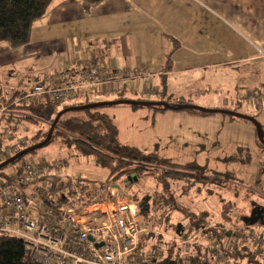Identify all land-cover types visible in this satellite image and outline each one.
Instances as JSON below:
<instances>
[{
  "label": "crops",
  "instance_id": "obj_1",
  "mask_svg": "<svg viewBox=\"0 0 264 264\" xmlns=\"http://www.w3.org/2000/svg\"><path fill=\"white\" fill-rule=\"evenodd\" d=\"M53 4L47 16L33 23L36 30L47 23L49 26L37 39L52 40V32L57 29L52 31L50 26L62 25L59 34L66 25L80 23L81 27L88 21L87 15L91 17V24L106 31L99 32L100 40L113 39L108 29L119 30L122 39L110 41L99 50L100 54L80 55L79 31L73 29L74 35L68 31L70 36L64 37L66 28L57 39L62 44L65 40L63 50L57 53L63 54L64 71L45 76L32 69L19 72L9 69L0 77L3 94L14 93L25 78L35 81L51 78L56 83L74 79L90 61L107 78L103 91L96 86L84 91L90 92V97L100 92L103 97L122 93L130 98L163 100L165 95L172 94L192 101L206 89L218 87L226 78L235 89H258L264 85L260 79L264 64V0H102L88 12L83 10L81 0H54ZM142 28L144 33H155L153 48L151 39L148 41L146 36L140 39L133 33ZM60 44L47 45L46 55L52 57L53 49ZM173 45L176 47L171 53V67L164 69L165 53ZM9 49L6 42H0V62L11 54ZM14 75L19 79H14ZM163 88L165 94L161 91ZM252 95L256 99L259 96ZM242 98L241 93L234 92L232 97H222L220 103L229 107L241 104ZM192 115L186 117H198ZM115 124L121 142L136 146L130 142V133L123 137L118 123Z\"/></svg>",
  "mask_w": 264,
  "mask_h": 264
},
{
  "label": "rangeland",
  "instance_id": "obj_2",
  "mask_svg": "<svg viewBox=\"0 0 264 264\" xmlns=\"http://www.w3.org/2000/svg\"><path fill=\"white\" fill-rule=\"evenodd\" d=\"M53 3L54 0H52L49 5L47 12L53 7ZM47 12L43 17L47 16ZM85 20L88 21L81 27L78 26L80 23L64 26L63 33L65 29H67L64 34L62 33L64 37H68L70 36L68 35L70 34L69 32L74 35L75 32H73V29L79 31L80 34L78 36L81 45L80 55H88V53L100 54L99 50L110 41L122 39V33L119 30L108 29L109 35L114 36L113 39L108 38L109 40H100L97 35L99 32H103L104 34L106 31H100L98 27L91 24L90 15H87ZM33 23L30 29L29 41L25 44L12 47L8 42L2 41L6 42L8 48H10L9 50H11V54L1 59L0 77L1 75L5 76L9 69H14L17 72L32 69V71L44 73L45 76L60 74L64 71L63 54H57L63 50V45H65V40L63 44L60 40H57L62 35L58 32L59 29L62 28V25H56V28L50 26V30L55 31V29H57V31L55 33L52 32V40L42 41L37 39V37L39 38L40 33L44 35L47 32L49 28L48 23L43 28L37 30ZM144 30L145 28H142L139 32L133 31V33L140 39L144 36H146L145 39H148V41L151 39L149 43L153 48V37L155 33H144ZM46 42L50 47L57 46L61 43L58 48L53 49L54 55L52 57L46 55L48 54ZM261 70L260 79L264 81V64ZM229 81L231 80L226 78L220 82L218 87L206 89L199 97L195 96L192 100L193 104L202 108H231L233 111L251 116L262 125V137L264 139V85H262V88L258 89L239 88V90L235 89L231 84L232 82ZM234 92L241 93L243 96V98L240 99L241 104L236 103L229 107L223 106V104L220 103V99L222 97H232ZM254 93L259 95L257 99L253 97L252 94ZM1 95H3V92H0V96ZM108 97L111 98L114 97V95ZM92 98L95 97L92 96ZM127 98H130V96ZM100 109L110 114L114 121L118 123L123 137H127L130 133V142H133L140 149H156L159 156L169 158L177 163L195 161L197 164L205 167V173L210 172L211 169L230 171L238 177L239 182H242V184L247 186V188L254 193L251 198L256 201L255 203L264 204V147L256 134L254 124L250 120L243 117L230 116L222 112L201 114L185 109L158 110L148 105L133 106L132 104L122 102L104 105L100 107ZM192 114L198 117H186L193 116ZM34 116L39 119V123L36 124L23 119L21 122H18L20 131L28 135L35 133L38 126L47 123L45 120L49 117V115L39 114H35ZM121 139L122 138H120V141H122ZM24 156L28 159L44 161L66 158L68 166L64 170L65 173L91 181L103 182L109 176L108 170L95 163L92 157L82 156L73 149H66L58 146L55 142L36 148L34 151L24 154ZM8 167L9 164L3 166L0 168V172L5 171ZM110 178H112L110 179L112 183L119 186L121 193L126 191L130 193V191L138 188V186L144 184V182H146L148 186L151 184L150 181L147 182L133 174L131 179L137 181L134 182L130 189L126 181L130 180V176L112 175ZM175 189L178 202L182 206L189 207L196 212L203 210L207 213V220H205L206 222L204 223L206 227L214 223H220L222 224L221 226L225 228L239 225L237 219H239L240 214L236 209L241 204L234 201L230 193L219 190L217 193L209 194L202 199L204 191L197 192L199 190L198 188H183L180 184H177L175 185ZM145 190L148 191V195L153 191L151 187L145 188ZM155 194L158 193L156 192ZM144 196V194L140 196L139 202L143 200ZM155 209L156 210L153 211L154 217L150 222L157 226L164 210L161 208ZM246 210L247 208L244 207L241 211ZM171 218L172 223L181 220L179 212L173 213ZM162 228H165V224H163ZM172 230L171 226L166 228L165 234L167 238H173ZM257 231L264 233V226H260L258 223L253 224L250 226V229H247L245 234L252 232L253 235L258 236V233L256 234ZM228 232H230V230L227 231V235L229 236L230 233L228 234ZM238 234L242 235L243 233L237 232V234L233 236V239L234 242L239 243L240 240L237 239ZM262 239L263 237L257 242H254L251 238L249 240L245 239L243 243L251 244L254 251L258 253L260 251L258 246L262 242ZM218 248L222 250V247L219 246ZM182 257L184 258L183 254ZM227 259L229 264H236L238 260L234 259L230 253ZM240 262L245 264L243 261ZM259 264H264V258H261Z\"/></svg>",
  "mask_w": 264,
  "mask_h": 264
},
{
  "label": "trees",
  "instance_id": "obj_3",
  "mask_svg": "<svg viewBox=\"0 0 264 264\" xmlns=\"http://www.w3.org/2000/svg\"><path fill=\"white\" fill-rule=\"evenodd\" d=\"M101 1L102 0H81L82 8L85 12H88ZM51 2L52 0H0V42L6 41L12 47H17L28 42L32 23L47 12ZM175 47L176 45H173L169 51L165 53L164 69H169L171 67L170 57ZM161 91L165 94L164 88ZM17 93L16 90L12 94L5 93L0 96V102L5 103L8 108V113L4 117L5 123L9 124L11 121L21 122V120L24 119L38 124L39 119L34 116L35 114L49 115V117L45 120L47 122L46 124H41V126H38L35 133L29 135L26 146L15 149L12 155L23 148L41 142L47 136L56 114L68 107L119 99L164 101L174 106L180 104H193L189 98L172 94H167L165 95V99L158 100L145 99L143 97L127 98L123 96L122 93H118L111 98H105L100 95V92H94L93 95L96 97L92 98L89 96L90 92L86 91L85 93L83 92L80 99L74 98L59 103H53L46 98H41L36 104L20 105L11 102V98ZM104 105L112 104H100L93 107L65 111L55 122L50 134V139L44 145L55 142L58 146L66 149H73L82 156L92 157L95 163L108 170L109 176L105 181H111L110 179L112 178H110V176L112 175H128L130 176V181H126L128 183L130 182V186L129 184L127 186L131 189V186L137 181L131 179V176L134 174L140 179L151 182L152 185L149 184L150 186L144 182V184H140L138 188L130 191V193L127 191L124 192L130 200L137 204L143 222L147 227V230L138 236L135 254H142L152 247H159L161 250L160 264H211L213 255L209 245L199 237L192 236L187 242L188 249H184V242L181 238L185 231H190L191 234L199 232L200 234L211 235L222 249H226V244H230L229 253L234 259H238L236 264H242L240 261L245 262V264H259L261 258H264V234L262 235V242L258 246L260 249L258 253L254 251L251 244L245 243L241 245L238 242H234L233 239V236L237 234V232L244 233L249 226L244 223L241 218L248 214L251 205L256 202L251 198L254 193L250 191L247 186L242 184V182H239L238 177L230 171L211 169L210 172L205 173V167L197 164L195 161L177 163L169 158L159 156L156 149L143 150L134 145L122 143L118 137V128L113 117L100 109V107ZM132 105L137 106L139 104ZM145 105L152 106L158 110L169 109L159 103ZM183 109L193 111L194 113H211L195 108ZM183 109L175 108L172 110ZM224 109L233 110L231 108ZM229 115L234 116L231 114ZM260 126L263 136L262 125L260 124ZM261 144L264 147V143ZM22 156H24V154L12 162H16ZM226 158L230 159L229 157ZM62 159L67 161L66 158ZM177 184H180L183 188H198L199 190L197 192L204 191L202 199L209 194L217 193L219 190L230 193L233 200L241 204L236 209L240 214L239 219H237L239 225L225 228L222 227L220 223H214L212 224L213 226H209L210 228L206 227L204 223L206 222L205 220H207V213L205 211L201 210L200 212H196L189 207L182 206L178 202L175 192V185ZM148 187L153 189L150 195H148V191L145 190V188ZM156 192L158 194H155ZM143 194L145 195L143 198L148 196L149 201L147 203V210L141 211L139 200L140 196ZM244 207L247 208V210L241 211ZM155 208L164 210L157 226L150 222L154 217L153 211L156 210ZM175 212H179L181 220L172 223L171 216ZM163 224H165V228H162ZM178 224H180V228L177 230ZM170 226L173 229V238H167L165 234L166 228ZM228 230H230L229 236L227 235ZM0 264L37 263L27 256L23 242L19 237L10 234H1Z\"/></svg>",
  "mask_w": 264,
  "mask_h": 264
},
{
  "label": "built area",
  "instance_id": "obj_4",
  "mask_svg": "<svg viewBox=\"0 0 264 264\" xmlns=\"http://www.w3.org/2000/svg\"><path fill=\"white\" fill-rule=\"evenodd\" d=\"M106 82L90 61L78 77L61 83L25 78L11 102L29 105L46 98L59 103L79 97L89 87L103 91ZM7 113L6 104L0 102V163L29 139L18 122L5 123ZM67 166L62 158L44 161L22 156L1 171L0 235L19 237L27 256L37 264H160L159 247L135 254L138 236L147 230L137 204L112 181L75 177L65 173ZM261 231L258 236L238 234L239 244L250 238L257 242L264 234ZM192 236L208 243L211 264H229L230 244L221 250L211 235L185 231L181 238L185 250Z\"/></svg>",
  "mask_w": 264,
  "mask_h": 264
},
{
  "label": "water",
  "instance_id": "obj_5",
  "mask_svg": "<svg viewBox=\"0 0 264 264\" xmlns=\"http://www.w3.org/2000/svg\"><path fill=\"white\" fill-rule=\"evenodd\" d=\"M121 102L122 103H128V104H139V105H145V104H151V103H154V104L159 103V104H162V105L166 106L169 109L195 108V109H198V110H201V111H204V112H222V113L231 114V115L238 116V117H243V118H246V119L250 120L254 124L255 129L257 131L258 138L261 140L262 143H264V139H263L262 134H261L260 123L255 118H253L251 116H247V115L241 114V113L233 111V110L224 109V108H222V109L202 108V107L194 105V104H180V105L174 106V105H170L169 103H166L164 101H145V100H133V99L107 100V101L89 103V104L82 105V106H73V107H68V108L62 109L61 111H59L56 114V116L54 118V121L52 122V124L50 126V129H49V131L47 133V136L41 142H38L36 144H33V145L28 146L26 148H23L19 152L15 153L14 155L9 157L8 159H6L3 162H1L0 163V168H2L3 166L7 165L10 162H12L13 160L18 158L19 156H21V155H23L25 153H28L31 150L39 148V147L43 146L46 142H48L49 139H50V134L52 132V129L54 127L55 122L57 121L59 116L62 113H64L65 111L70 110V109L93 107V106H97V105H100V104H114V103H121ZM148 199H149V197L146 196L145 200L147 201ZM263 211H264V207L253 208L250 211V214L248 216H243L242 217V221L244 223L248 224V225H253L257 221L262 219V212ZM263 224H264V222H263ZM179 228H180V224L177 225V230ZM229 233L230 232H228V234Z\"/></svg>",
  "mask_w": 264,
  "mask_h": 264
},
{
  "label": "flooded vegetation",
  "instance_id": "obj_6",
  "mask_svg": "<svg viewBox=\"0 0 264 264\" xmlns=\"http://www.w3.org/2000/svg\"><path fill=\"white\" fill-rule=\"evenodd\" d=\"M130 181V180H129ZM130 183V182H129ZM128 183V184H129ZM127 184V185H128ZM130 186V185H129ZM148 201H149V199L146 201L145 200V198H143V200L142 201H140V203H139V206H140V209H141V211H143V210H147V203H148ZM259 207H264V204H261V203H253L252 205H251V209H250V211L253 209V208H259ZM250 211L248 212V214H246V216H248L249 214H250ZM263 222H264V211L262 212V219L261 220H259V221H257L255 224H260V226L262 225V226H264V224H263Z\"/></svg>",
  "mask_w": 264,
  "mask_h": 264
}]
</instances>
